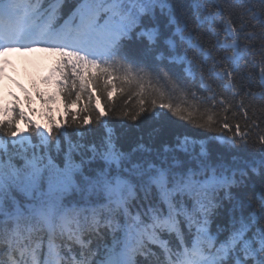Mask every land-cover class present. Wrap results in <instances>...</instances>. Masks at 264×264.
Listing matches in <instances>:
<instances>
[{
  "label": "snow or ice",
  "instance_id": "6c2138e0",
  "mask_svg": "<svg viewBox=\"0 0 264 264\" xmlns=\"http://www.w3.org/2000/svg\"><path fill=\"white\" fill-rule=\"evenodd\" d=\"M41 46L67 119L0 108V264H264V0H0Z\"/></svg>",
  "mask_w": 264,
  "mask_h": 264
},
{
  "label": "trees",
  "instance_id": "16d2710c",
  "mask_svg": "<svg viewBox=\"0 0 264 264\" xmlns=\"http://www.w3.org/2000/svg\"><path fill=\"white\" fill-rule=\"evenodd\" d=\"M26 80L31 88V90H28V108L31 110L28 119H31L34 123L42 127L48 125L49 116L57 122L61 119H67L65 116V103L62 102L63 96L56 84L50 85L46 82H42V80L29 73ZM49 97L53 99L50 100ZM83 103H85V101L82 100L81 104ZM78 108L79 105H73L69 110L75 112ZM49 109L51 111H49ZM22 111L26 112L25 110ZM190 127V125H185L183 122H178L171 126L170 131L174 133H183Z\"/></svg>",
  "mask_w": 264,
  "mask_h": 264
},
{
  "label": "rangeland",
  "instance_id": "374dc122",
  "mask_svg": "<svg viewBox=\"0 0 264 264\" xmlns=\"http://www.w3.org/2000/svg\"><path fill=\"white\" fill-rule=\"evenodd\" d=\"M18 53H19V51L13 49V50L9 51L8 53H6L4 55H7L8 59L13 60L18 55ZM1 72L2 71L0 70V77L3 76V73H1ZM8 77H9L10 83H5L4 80H1L4 83L2 85V89H0V105H2L4 103V101H5V99L7 98V96L13 92L12 87H11V81L13 80L14 76H12L10 74ZM20 127L24 128V125L21 124Z\"/></svg>",
  "mask_w": 264,
  "mask_h": 264
}]
</instances>
